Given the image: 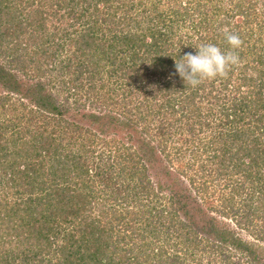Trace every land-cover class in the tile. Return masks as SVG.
Segmentation results:
<instances>
[{"label": "trees", "instance_id": "16d2710c", "mask_svg": "<svg viewBox=\"0 0 264 264\" xmlns=\"http://www.w3.org/2000/svg\"><path fill=\"white\" fill-rule=\"evenodd\" d=\"M224 28L243 41L241 63L186 88L175 59L206 32L228 49ZM178 135L210 146L191 152L200 163L197 149L214 146L217 176L250 184L224 215L254 229L264 0H0V264H264V244L218 227L198 201L211 169L174 167L173 154L188 158L172 151Z\"/></svg>", "mask_w": 264, "mask_h": 264}, {"label": "rangeland", "instance_id": "374dc122", "mask_svg": "<svg viewBox=\"0 0 264 264\" xmlns=\"http://www.w3.org/2000/svg\"><path fill=\"white\" fill-rule=\"evenodd\" d=\"M259 11H260V13H262V10H259ZM185 31H188V29H186ZM206 33H208V32H206ZM206 33L203 35V38H201V39H205ZM210 34H212V33H210ZM197 36H199V34ZM201 39H199V40L197 39V41H196L197 44L200 45L201 43H206V42H202ZM218 39H220V38H218ZM226 77L229 79V74ZM238 77H239L238 76V71H236L235 74L232 77H230V80L233 81V82H238L239 81ZM217 79L218 80L216 82H218V83H220L222 80L225 81V78L224 79L217 78ZM211 81L212 80H208L207 83H211ZM204 82H206V81H204ZM231 86L234 87V85H232V84H231ZM154 89H156V88H154ZM215 91H216V89H215ZM222 93L225 95V100L229 101V102L231 101L233 96L234 97H236V96L238 97V95H239V94H235V93L234 94H231V93L228 94V93H225V92H222ZM179 94H180V92L177 93L176 96L179 95ZM211 97H213V95ZM202 99L203 98L200 97V99H198V101L201 102ZM151 103L153 105V108L155 107L154 109H156V106H154L153 101ZM160 118L162 119V116H160ZM160 118L157 117V121H160ZM17 129L18 130H24L22 127H17ZM33 129H34V127H33ZM176 138H177V141H178L179 144L178 145L176 144L172 151L176 152L177 149L180 148V150L182 149L183 152L187 151L185 153H187V157H188L185 160L182 155L179 154L180 156H177L176 155L177 153L173 154L174 156H172V157L170 156V159H173V157H174V159H175L174 160V163H175L174 167L177 170L183 169V167H185L189 171V173L191 172L190 174L193 177L199 178V177H201V175L197 172V170H199V171L202 170V167H201V166H203L202 164L207 165L206 166L207 170L211 169V171L209 170L210 171L209 173L205 174L207 176V178H205V180L206 179L210 180L208 182V185L210 187V190H209L210 193L208 195H204L202 198L198 199V201L200 203H202V202L204 203L203 207L206 210V212L208 213V217H210V218L212 217V218L216 219V221H218L217 222V226L218 227H221L223 224L226 223V224L231 225L233 229H237V230H239L241 232L242 231L241 228H237L235 226L236 225L235 219H233L232 216L226 217L224 215L225 199H226V197H229L230 194L236 193L235 192L236 189H238V191H239L238 200L241 199L240 194L243 195L242 196V198H243L245 196L244 194L247 193L246 190L249 189L248 186L250 184L246 183L245 181H243V178L241 179L240 177L237 178L238 181L236 180L235 177H231V178L227 177L226 174H224L223 177H219L221 171H220V169H218L219 167L215 163H217V161L220 158L219 159H214L213 158V159H210V160L207 159V158L210 157V155H212L210 152H213V150L211 148H214V146L208 149L210 152H206L205 150H202V149H199V148L197 149L198 150V155L202 156L201 159H205L204 163H200V161L197 162L196 159L191 155V152L194 150L195 147H198V146L202 147L203 145L201 146L198 141H195V142H193L194 145L190 146V149H189L188 146H185L184 143H182L180 141V139L186 138V136L178 135ZM196 142H197V144H196ZM183 145L186 148H183ZM206 147H210V146H206ZM206 147L203 146L202 148L206 149ZM75 148L76 147L72 148L70 151H74ZM211 161H212L213 164L211 163ZM187 164H191V165H193V167H190V169H189V165H187ZM215 172H218L219 175L217 176V174H215ZM201 173H204V172H201ZM211 174H212V177H211ZM242 182H244L243 185H242ZM256 183H257V181L255 180V184ZM240 187H241V189L239 190ZM191 194L195 195L196 192H194V193L192 192ZM165 195L169 196L170 194L166 193ZM259 197H261V196H259ZM262 199L260 198L259 202L264 205V199L263 200ZM253 231L255 232L256 236H253V234H252ZM242 233L244 235L243 237H245V239H247L248 241H253V240L257 239V240H259L258 244H260V245L264 244V240L263 239L261 240V237L259 236V235H263L264 234V214L262 215V218L258 219L254 229L248 228L247 231L245 229L244 231H242Z\"/></svg>", "mask_w": 264, "mask_h": 264}, {"label": "clouds", "instance_id": "9594fccd", "mask_svg": "<svg viewBox=\"0 0 264 264\" xmlns=\"http://www.w3.org/2000/svg\"><path fill=\"white\" fill-rule=\"evenodd\" d=\"M228 49L222 50L213 43H201L196 48V53H186L175 59V70L182 79L186 88H196L206 80L226 77L229 70L239 66L241 58L238 49L243 41L239 34L222 29Z\"/></svg>", "mask_w": 264, "mask_h": 264}]
</instances>
